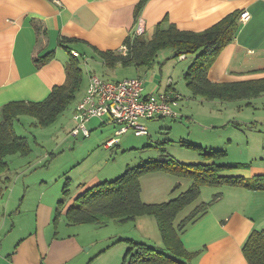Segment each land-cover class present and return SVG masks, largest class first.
<instances>
[{
	"label": "crops",
	"instance_id": "obj_1",
	"mask_svg": "<svg viewBox=\"0 0 264 264\" xmlns=\"http://www.w3.org/2000/svg\"><path fill=\"white\" fill-rule=\"evenodd\" d=\"M138 1L0 0V108L10 101L43 100L54 85L65 81L64 64L73 51L80 54L81 63L96 58L104 64L99 51H118L136 16L143 19V35L149 38L157 24L164 27L174 24L181 30L199 32L233 11L246 10L248 19L241 21L238 17L233 40L217 55L207 76L214 82L264 77V0H146L135 14ZM35 24L44 30V35L36 32ZM50 51L54 52V58L36 67L34 59ZM179 58L185 60L187 57ZM188 64L183 65V69ZM137 76L143 78L140 71L128 78ZM149 80L153 85L144 94L167 89L178 92L170 77L163 87L154 84V75H150ZM145 84L149 83L144 82V87ZM86 87L87 82L79 100ZM92 120L96 118L88 122ZM99 121L98 124L103 123ZM146 121L140 122L147 130ZM106 176H84L66 202L64 198L58 214V201L64 197L62 188L39 189L33 195L29 189H0V262L94 264L101 251L95 225H83L93 226L83 228L78 225L74 229L73 225L66 221L60 223V220L61 217L65 220V210L77 194L103 181ZM203 188L206 187L201 189V202L209 201L220 191L221 196L181 234L183 246L193 254L189 264H248L242 247L253 230L264 229V190ZM128 222L134 223L133 232L123 225ZM117 224L121 225L112 234L115 239L145 241L156 248L163 247L152 216H138ZM120 242L128 246L127 242ZM125 249L117 247L113 251V260L101 264H119Z\"/></svg>",
	"mask_w": 264,
	"mask_h": 264
},
{
	"label": "rangeland",
	"instance_id": "obj_2",
	"mask_svg": "<svg viewBox=\"0 0 264 264\" xmlns=\"http://www.w3.org/2000/svg\"><path fill=\"white\" fill-rule=\"evenodd\" d=\"M83 61V76L75 98L54 123L42 127L34 124L35 119L29 115H21L14 122L16 133L28 138L31 151L27 155L10 154L6 157L7 169L3 177L7 178L5 183H0V189H29L33 195L38 193L39 189H61L66 177H69L66 202L84 176L98 174L101 177L107 175L103 180L114 179L122 174L127 166H137L158 159L160 148L177 162L184 164L202 163L205 161L204 151L213 152V158L224 156L220 162L225 167L220 170V174L226 177L240 176L248 180L256 174L264 175V93L251 99L230 101L205 100L193 95L183 78L187 68L183 69V65L189 63L191 57L187 56L185 60H181L179 57H173L172 50L167 48L159 51L156 63L150 69L137 68L134 64L104 65L96 58ZM88 70L108 80H122L136 76L140 71L143 79L145 78L144 82L149 83L145 84V92L153 85L149 80L150 75H154V84H160V87H163L170 77L172 86L180 94L175 108L178 117L147 120L145 124L148 135H136L131 130L115 135L114 131L119 125L105 115L103 119L96 118L86 123L90 133L88 136L80 133L76 137L69 135L68 132L75 125L72 119L74 107L87 82ZM99 120L103 123L98 124ZM110 138H113L114 143L109 148L105 146V141ZM183 143L198 145L200 148H192ZM140 184L143 202L160 203L186 190L190 180L155 171L143 174ZM203 187L218 190L234 188ZM200 197L202 198L201 194L192 204L186 206L175 221L201 202ZM62 222H65L63 217L60 220V223ZM80 225L82 228L93 227L83 226L88 224ZM120 225L109 221L106 225L95 226L96 236H99L97 244L103 251L96 256L100 258L94 264L110 262L113 260L114 249L122 246L126 248L123 242L111 244L115 239L112 234ZM123 225L134 230L133 222ZM76 226L78 225L71 227L77 229ZM7 241L8 239L5 245Z\"/></svg>",
	"mask_w": 264,
	"mask_h": 264
},
{
	"label": "trees",
	"instance_id": "obj_3",
	"mask_svg": "<svg viewBox=\"0 0 264 264\" xmlns=\"http://www.w3.org/2000/svg\"><path fill=\"white\" fill-rule=\"evenodd\" d=\"M145 2L146 0H139L136 3L135 14L139 13ZM239 13L240 11H233L199 32L181 30L174 24L167 27L157 24L149 38L144 35L133 38L127 36L123 42L128 46L126 55L112 50L99 51V55L105 65L134 64L136 67L150 69L156 62L160 50L171 49L173 57H191L183 78L193 95L205 100L221 101L255 98L264 93V77L214 82L207 76L217 55L233 40L238 27ZM35 30L38 34L45 33L38 24H35ZM65 48L70 52L69 47L65 46ZM53 58V51L36 57L35 66L40 67ZM80 64L79 56H73L71 53L64 64L65 81L54 85L43 100L10 101L0 108V183H5L7 178L3 177L7 169L6 157L10 154L27 155L31 151L28 138L16 133L14 122L21 115H29L35 119L34 124L42 127L54 123L73 101L80 87L83 76ZM183 144L200 148L198 145ZM204 152L205 161L202 163L184 164L177 162L163 148H160L158 159L149 160L137 166H127L122 174L114 179L100 181L77 194L65 210L66 223L102 226L109 221L120 223L138 216H152L156 221L163 247L159 249L145 241L114 239L111 244L121 240L128 244L120 264H189L193 254L183 246L181 234L187 225L203 215L212 203L220 198L221 192L213 194L207 202L196 204L180 221L176 222L175 219L186 206L199 197L203 186H234L264 190V175L256 174L248 180L240 176H223L220 170L225 166L220 160L224 156L213 158V152ZM155 171L188 178L191 183L186 190L165 202H143L140 177ZM68 180L66 178L62 187L64 197L58 201L57 214L60 213L64 198L68 195ZM177 187L178 184L175 185V188ZM242 253L248 264H264V229L253 230L249 234L243 244Z\"/></svg>",
	"mask_w": 264,
	"mask_h": 264
},
{
	"label": "built area",
	"instance_id": "obj_4",
	"mask_svg": "<svg viewBox=\"0 0 264 264\" xmlns=\"http://www.w3.org/2000/svg\"><path fill=\"white\" fill-rule=\"evenodd\" d=\"M249 13L243 10L239 19L246 21ZM145 32V24L141 17L135 19L128 34L129 37L141 36ZM119 53L126 55L128 46L123 43ZM73 56L78 52L73 51ZM87 87L81 99L76 103L72 118L75 126L69 135L77 136L79 133L88 136L86 123L91 118L103 119L108 115L109 120L117 123L115 135L131 130L136 135H147L148 132L141 120L156 119L161 117L177 118L175 109L180 99V94L173 89L162 92L144 94V79L140 76L124 78L122 80L103 79L94 72L87 71ZM113 139L107 142L110 146Z\"/></svg>",
	"mask_w": 264,
	"mask_h": 264
}]
</instances>
